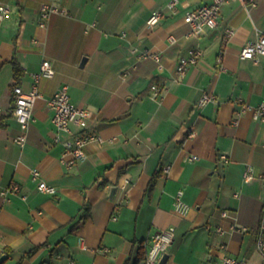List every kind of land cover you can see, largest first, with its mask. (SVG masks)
I'll use <instances>...</instances> for the list:
<instances>
[{"label":"crops","instance_id":"crops-1","mask_svg":"<svg viewBox=\"0 0 264 264\" xmlns=\"http://www.w3.org/2000/svg\"><path fill=\"white\" fill-rule=\"evenodd\" d=\"M44 1L0 0L9 7L0 19V188H18L0 194V264H159L136 262L138 248L142 241L147 252L150 238L170 226L164 264H220L227 255L264 264L256 244L264 121L253 117L264 100V56L239 57L264 28V0L225 2L216 25L198 34L184 17L209 0H177L172 9L170 0H57L67 13L41 27ZM157 10L162 17L149 26ZM226 29L233 30L228 39ZM190 48L202 53L178 75ZM13 57L23 71L18 79ZM45 59L54 75L39 79L18 144L11 89L29 90ZM63 84L90 112L87 131L100 138L72 164L55 140L68 133L55 128L47 105ZM206 93L214 98L199 105ZM41 180L55 193L40 190ZM178 190L184 213L174 208Z\"/></svg>","mask_w":264,"mask_h":264},{"label":"built area","instance_id":"built-area-1","mask_svg":"<svg viewBox=\"0 0 264 264\" xmlns=\"http://www.w3.org/2000/svg\"><path fill=\"white\" fill-rule=\"evenodd\" d=\"M230 0H209L208 3L202 4L190 11H188L184 17V20L190 24L191 33L198 34L207 27H214L217 23L220 8L222 4ZM250 5H256L257 0H242ZM177 0H170L167 7L172 9L175 7ZM9 7L6 4H0V19H2L8 12ZM66 14L67 10L60 6L57 0L44 1L39 9L38 25L45 27L49 17L52 14ZM162 17L161 11H154L147 19V24L152 26ZM233 34L232 29H226L224 33V39H228ZM169 39L174 40L170 35ZM136 50L133 49V52ZM199 48H190L187 55L180 56L178 59L176 72L178 75H183L190 64H194L201 55ZM145 54V53H143ZM154 57H158L157 54H153ZM260 56H264V28L261 30L257 39L252 42H247L239 50V57L242 59H251L256 61ZM219 59V58H218ZM54 75V68L49 60H43L40 68L37 72L33 73L34 84L32 87L25 91L19 85L12 86V109L11 113L20 125L21 133L16 137L15 141L18 144H23L26 140L24 131L27 128L29 121L32 119V109L35 100L39 96L38 81L41 77H51ZM151 90L154 93H159L160 89L156 83L151 84ZM214 97L211 94H203L198 102L199 105H204ZM47 105L52 112L51 122L57 130H62L68 133V136L64 139L56 137V141H60L63 145L66 154L71 156L68 160V164H72L77 160H81L85 157L83 147L90 142L100 141L97 134L87 131V120L90 112L83 107L74 104L69 97L68 85H61L48 99ZM253 117L256 120L264 121V100L253 108ZM75 128V130L72 129ZM224 157V156H222ZM195 159L196 156H191ZM169 166L164 168L167 171ZM252 175V169L248 168L245 172V178ZM39 172L34 169L32 171V177L37 178ZM128 180L125 178L121 186H124ZM38 188L47 193H55L56 188L53 185L47 184L41 180L38 183ZM17 186L13 185L9 188H0V194L5 196L9 190H17ZM183 192L178 190L174 197L175 210L184 213L187 210V205L182 200ZM222 216H227L226 211L221 212ZM220 231V229L218 228ZM173 239V227L170 226L166 229L157 231L151 238L150 244L146 252L145 262L158 261L162 254L166 252L168 244ZM257 248L264 252V208L261 213L260 219V232L256 240ZM220 264H247L244 260L233 257L224 256Z\"/></svg>","mask_w":264,"mask_h":264},{"label":"trees","instance_id":"trees-1","mask_svg":"<svg viewBox=\"0 0 264 264\" xmlns=\"http://www.w3.org/2000/svg\"><path fill=\"white\" fill-rule=\"evenodd\" d=\"M11 63H12V66H13L14 77H15L16 79H18V78L22 75L23 71H22V69H21V67H20V65H19V63L17 62V60H16L15 57H13V58L11 59ZM155 177H156V175H154V176L152 177V180H151V182H150V186L153 184V181H154ZM87 214H88V208L86 207V208H85V211H84V213H83V215H82V217H86ZM145 259H146V252L143 250V243H142V241H141V243H140V245H139V248H138V253H137V257H136V262H140V261H143V260L145 261Z\"/></svg>","mask_w":264,"mask_h":264},{"label":"water","instance_id":"water-1","mask_svg":"<svg viewBox=\"0 0 264 264\" xmlns=\"http://www.w3.org/2000/svg\"><path fill=\"white\" fill-rule=\"evenodd\" d=\"M114 187L112 188V191H114ZM167 258H168V254L166 253V252H164L163 254H162V256L160 257V259H159V264H164L165 263V261L167 260Z\"/></svg>","mask_w":264,"mask_h":264}]
</instances>
